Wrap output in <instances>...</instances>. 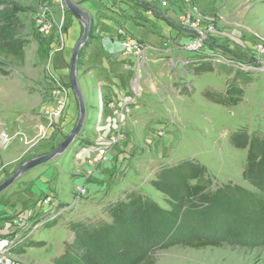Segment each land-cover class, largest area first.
<instances>
[{
	"label": "rangeland",
	"instance_id": "374dc122",
	"mask_svg": "<svg viewBox=\"0 0 264 264\" xmlns=\"http://www.w3.org/2000/svg\"><path fill=\"white\" fill-rule=\"evenodd\" d=\"M84 1L82 0L81 3ZM200 1L208 11L207 13L218 19L217 37H214V42H220L222 44L220 46L247 61L254 60L255 57L264 61V53H256L255 49L257 40L264 42V0ZM43 2V0H0V4L13 6L12 11L21 27L25 51L28 55L32 49L29 37L40 36L41 33L38 31L40 30L38 20L41 19L35 20L33 16L38 9L44 10ZM59 4L71 14L63 0L59 1ZM54 16L57 17L56 14ZM33 20L37 21V26L35 24L31 27ZM70 25L71 21L68 22L64 31H67ZM82 34L83 26L80 37ZM224 71L227 73L235 71L237 76L243 75L244 82L253 81L259 88L258 86L255 90L248 88L250 93L245 94L244 90L247 86H244L243 90L237 87L235 79L228 81L230 89L228 109L223 104L204 101L199 93V87L203 83H220L223 81L221 76L215 72H207L199 76L190 104H177L181 116L193 121L183 128V138L178 143L177 149L173 151L171 159L159 163L160 166L154 163L156 168L152 167V162L150 163L153 159L151 157L140 156L139 159H131L128 172L124 170L121 173L115 170V173H111L109 180L105 184L103 182L104 188H101L102 190L97 194L100 197L88 200L89 196L96 194V192H88L78 206H75L77 208L72 207L68 214L41 227L32 238L19 244L13 250L9 263L54 264L59 259L69 257L77 232L81 229L80 226H83V229L93 230L94 235L99 236L105 226L114 221V216L109 213V210L130 194H141L144 198L157 202L164 209H172V204H175L179 194L183 193L185 196L183 209L200 207L201 210L208 211L209 216L213 218L232 215L236 221L235 228L239 230L237 235H243L248 230L255 232L261 229L264 225V199L260 196L264 193V72H252L247 76L228 66L224 67ZM31 76L30 65L26 60L21 65L9 64L6 60L3 68L0 69V183L25 161L48 153L56 146L55 139L58 134L56 132L61 123L53 125L54 131L51 137L47 134L40 137L38 133L33 140H29L28 144L21 140L19 134L6 131V126L14 124V115L19 112L20 107L27 108L29 104L40 102L41 98L31 94L27 87L24 91V86L18 83L31 81ZM68 84L71 87L70 82ZM94 88L96 102H98V85ZM257 97L262 99L261 104L256 103L258 100L253 101ZM243 101L246 104H238ZM75 103L77 113L74 125L80 114L76 97H74ZM154 108L159 114L160 111L165 112L162 104H157ZM96 113L97 108H94L93 114L96 115ZM95 115L90 117L88 124L96 122ZM4 132L9 136L7 142H4L2 138ZM225 132L228 135L227 138L223 135ZM61 133L62 138L67 135V133ZM86 143H90L88 139L79 137L69 151L58 159L24 173L0 194V200L9 203L11 199H15L16 203H19L20 193L30 192L41 176L48 172L50 166L61 170L66 160L70 161L67 164H71L75 156L79 155L78 158H81ZM214 145L216 150L213 149ZM104 160L105 158L101 159V161ZM180 164L182 166L179 167ZM170 168L177 172L175 177L168 179L167 186L158 184L161 176L167 174ZM40 169L42 171L29 182L19 183L22 178L28 176L29 172ZM70 170H74L73 167H70ZM76 177L80 178L78 175ZM175 178L179 181L175 182ZM54 183L58 184L57 181ZM77 184L75 177L70 176L68 182L65 179L58 186V190L52 188V191L62 203L74 204ZM44 197L45 195L42 199ZM99 198L100 201H98ZM96 200L99 204L98 208H96ZM83 203L87 208L85 206L82 209L85 205ZM35 204L36 201L27 199L22 209L31 211ZM6 216L0 217V229L4 225ZM77 225H79L78 228ZM1 242L6 244L7 240L3 239ZM156 257L155 264H264V239L246 246L224 244L218 247L192 248L176 244L158 250Z\"/></svg>",
	"mask_w": 264,
	"mask_h": 264
},
{
	"label": "crops",
	"instance_id": "0c3cea01",
	"mask_svg": "<svg viewBox=\"0 0 264 264\" xmlns=\"http://www.w3.org/2000/svg\"><path fill=\"white\" fill-rule=\"evenodd\" d=\"M43 1L44 10L38 9L39 12L36 11L33 18L41 19L44 23L49 22L52 29L49 34L38 29L41 32L40 36L29 37L32 49L29 55L26 51L25 60L30 65L32 80L18 82L24 86V91L27 87L31 94H36L37 98L41 99L39 104H29L27 108L25 106L22 109L20 107L19 112L14 115V124L5 128L7 132L13 131L19 134L20 138L26 137L28 140H33L34 136L40 132L41 125L47 136L51 137L54 131L53 125L61 123L56 132L58 134L55 143H57L62 139L61 132L67 133L75 123L77 106L76 103L74 104V92L69 88L64 95L63 115L55 119L53 123L45 115V108L57 106V99L52 96V90L55 87L54 79L61 80L65 84L69 83L71 53L80 39L82 26L75 24L72 13L65 11L59 1ZM82 5L94 18L92 38L83 47L78 66V81L88 107L86 129L80 138L88 139L90 143L85 144L81 158H78L79 155L75 156L71 164H67L70 161L66 160L61 170L50 166L48 172L41 176L30 192L20 193L19 203H16L15 199H11L9 203L0 200V217L23 210V203L27 199L36 201L33 208H39L37 204L42 200V196L48 193L55 194L52 188L57 189L65 179L68 182L70 176L75 177L78 185H84L91 193L96 192L87 198L89 200L100 197L97 194L102 190L101 188H104L103 182L105 184L115 170L121 173L124 170L128 172L131 159H139L140 156L151 157L154 160L152 159L150 163L152 162L154 168H156L155 164L171 159L173 151L177 149L178 143L183 138V128L193 121L181 116L177 104H190L199 76L207 72H215L221 76L223 81L220 83H203L199 87V93L204 101L223 104L228 109L230 107L228 81L235 79L237 87L243 90L244 86H247L244 90L245 94L250 93L248 88L255 90L258 86L253 81L244 82L243 75L237 76L235 71L225 72V66H214L213 63L203 60L195 62L188 68H173L172 61L184 56L185 53L176 49V46L168 41L167 30L162 20H153L148 16L143 20L139 19L138 14L146 11L147 7L143 10L136 0H85ZM115 9L117 12H114ZM155 11L167 12L166 8H156ZM69 21L71 25L67 31H64ZM36 22L33 20L31 27H34ZM122 25L136 39L143 42L145 51L142 56L124 53L122 44L124 36L118 31ZM245 74L248 76L250 73ZM97 85L98 102H96L94 88ZM256 100H258L257 104H261V98L253 99V101ZM157 104H162L165 112L160 111L159 114L154 108ZM238 104H246V102ZM94 108H97L96 115L93 114ZM94 115L96 122L88 124L90 117ZM64 125L66 126L62 131L61 128ZM119 134H122V137L110 146L107 158L96 165L94 175H89L87 172L91 170V166L87 159L99 146H104L110 136ZM226 134V132L223 133L225 138L228 137ZM215 148L214 145L213 149L216 150ZM136 166H139L138 163ZM70 167L74 170H70ZM41 171V169L32 170L19 183L29 182ZM76 175L80 178L78 179ZM55 181L58 184H55ZM98 201H95L96 208L99 205ZM85 206L86 204L82 206V209Z\"/></svg>",
	"mask_w": 264,
	"mask_h": 264
},
{
	"label": "trees",
	"instance_id": "16d2710c",
	"mask_svg": "<svg viewBox=\"0 0 264 264\" xmlns=\"http://www.w3.org/2000/svg\"><path fill=\"white\" fill-rule=\"evenodd\" d=\"M12 9L9 4H0V69L6 60L21 65L26 59L22 30ZM174 170L170 168L157 183L167 186L168 179L177 173ZM260 196L264 199V193ZM176 200L172 209H164L141 194L128 195L109 210L114 221L99 236L80 226L71 255L54 264H155L158 250L176 244L192 248L246 246L264 239V225L255 232L237 235L232 215L213 218L200 207L183 209V193Z\"/></svg>",
	"mask_w": 264,
	"mask_h": 264
},
{
	"label": "built area",
	"instance_id": "2783aa9c",
	"mask_svg": "<svg viewBox=\"0 0 264 264\" xmlns=\"http://www.w3.org/2000/svg\"><path fill=\"white\" fill-rule=\"evenodd\" d=\"M62 2V0H59ZM136 3L146 11H141L138 14L140 20L146 16L153 20H162L166 27V38L171 44L176 46V49L182 50L185 55L180 56L172 61L173 68H188L197 61L211 62L214 66H228L243 73L264 72V61L255 57L254 60L247 61L245 58L235 56L220 46V42H214L216 35V23L218 19L202 5L200 0H136ZM166 8L167 12L158 13L155 9ZM144 10V9H143ZM117 12V9L114 10ZM145 14V15H144ZM40 23V30L49 34L52 25L49 22ZM119 34L123 35L122 44L126 55L142 56L145 51V46L141 40L136 39L122 25L118 29ZM168 41L166 45L168 46ZM256 53H264V42L256 41ZM55 87L52 90V96L57 99V106L45 108V115L51 123L59 118L65 104L63 98L68 92L69 87L61 80L54 79ZM46 135L43 125L40 126L39 136ZM122 137V134L112 135L104 143V146H99L94 155L88 159L91 170H88L89 175H94L96 165L102 158H107V153L113 144ZM3 141L9 140L8 133L2 135ZM26 144L29 140L26 137L21 138ZM75 191V203L64 204L52 195H46L40 203L39 208H33L31 211L20 210L15 214L7 215L4 220V225L0 229V264L9 263L10 256L13 250L22 243L32 238L34 233L45 226L46 224L58 219L62 215L68 214L78 203L81 202L90 190L84 185L77 184ZM81 204V203H80ZM77 208V207H75ZM67 218V217H66ZM31 221V223H30ZM6 239V244L1 240Z\"/></svg>",
	"mask_w": 264,
	"mask_h": 264
},
{
	"label": "water",
	"instance_id": "95a60500",
	"mask_svg": "<svg viewBox=\"0 0 264 264\" xmlns=\"http://www.w3.org/2000/svg\"><path fill=\"white\" fill-rule=\"evenodd\" d=\"M65 7L72 13L75 19V24H80L83 26V34L80 39L74 45L73 51L70 58V68H69V82L71 89L75 94L77 104L79 107V119L74 127L67 133V135L58 140L56 146L52 151L34 157L28 161L22 163L19 168L14 171L9 177L4 179L0 183V194L9 188L19 177L24 173L30 171L31 169L47 163L49 161L58 159L64 153L69 151L71 146L76 142V140L82 135L83 131L86 129L87 118H88V107L84 94L81 90L78 81V66L80 52L83 47L91 40L92 31L94 28V18L92 14L84 8L81 2H76L74 0H63Z\"/></svg>",
	"mask_w": 264,
	"mask_h": 264
},
{
	"label": "flooded vegetation",
	"instance_id": "af4514ba",
	"mask_svg": "<svg viewBox=\"0 0 264 264\" xmlns=\"http://www.w3.org/2000/svg\"><path fill=\"white\" fill-rule=\"evenodd\" d=\"M50 195H52L54 198H56L55 194L54 193H48Z\"/></svg>",
	"mask_w": 264,
	"mask_h": 264
}]
</instances>
